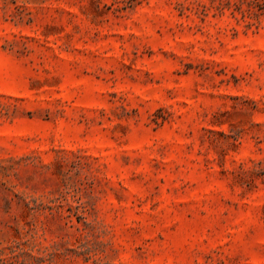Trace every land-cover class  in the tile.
<instances>
[{
	"label": "rangeland",
	"instance_id": "obj_1",
	"mask_svg": "<svg viewBox=\"0 0 264 264\" xmlns=\"http://www.w3.org/2000/svg\"><path fill=\"white\" fill-rule=\"evenodd\" d=\"M0 264H264V0H0Z\"/></svg>",
	"mask_w": 264,
	"mask_h": 264
}]
</instances>
